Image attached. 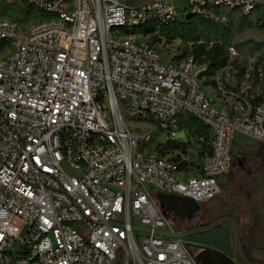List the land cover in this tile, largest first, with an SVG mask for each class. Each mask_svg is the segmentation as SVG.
<instances>
[{
	"label": "built area",
	"instance_id": "obj_1",
	"mask_svg": "<svg viewBox=\"0 0 264 264\" xmlns=\"http://www.w3.org/2000/svg\"><path fill=\"white\" fill-rule=\"evenodd\" d=\"M0 3L33 20L0 13V264H197L152 191L217 197L235 136L264 145V70L246 59L236 88L235 47L208 77L200 59L165 61L138 31L217 10L263 24L264 0ZM188 117L207 143L188 147ZM156 132L166 139L151 147Z\"/></svg>",
	"mask_w": 264,
	"mask_h": 264
},
{
	"label": "rangeland",
	"instance_id": "obj_2",
	"mask_svg": "<svg viewBox=\"0 0 264 264\" xmlns=\"http://www.w3.org/2000/svg\"><path fill=\"white\" fill-rule=\"evenodd\" d=\"M0 13L3 17L10 14L24 27L33 21L29 19L27 22L24 19L22 7L15 9L0 3ZM138 33L144 34V31L141 30ZM240 39L255 41L264 46V32L258 29L244 34ZM148 41L159 50L165 61L184 59L191 55V46L178 40L169 43L160 36H153ZM239 53L242 59L250 58L243 56V50ZM205 65L208 66V64ZM208 94L211 96L210 90ZM218 107H220L219 103ZM127 122L131 129L140 127L156 131L155 126L150 125L151 123L129 120ZM154 137L151 147H155L166 139L158 132L154 134ZM187 141L189 148L193 144L199 145V141L192 136H188ZM234 155L231 171L221 180L220 192L210 203L200 206L179 196L154 191H152V200L176 233L195 234L225 226L231 236L234 261L237 264H264V145L237 134ZM190 251L194 258L200 253L192 249ZM115 264L122 263L118 261Z\"/></svg>",
	"mask_w": 264,
	"mask_h": 264
},
{
	"label": "trees",
	"instance_id": "obj_3",
	"mask_svg": "<svg viewBox=\"0 0 264 264\" xmlns=\"http://www.w3.org/2000/svg\"><path fill=\"white\" fill-rule=\"evenodd\" d=\"M216 19H208L201 16H193L187 21L175 22L167 27L159 29V36L171 43L180 41L191 46V55L202 63L208 64V77H214L219 71L227 67L229 62V48L235 47L239 52L244 51L243 56L256 58L258 64L264 70V46L251 40H241L244 34L258 29L264 32V23L259 24L253 16L239 14L232 10H217ZM145 34L157 36L156 27L141 29ZM245 73V59L241 56L235 64L234 78L236 88L239 87ZM185 130L197 139L208 142L209 129L193 118H184L182 121ZM200 142V141H199ZM172 149H177L168 143ZM165 145L158 147L164 151ZM233 157H235L233 153Z\"/></svg>",
	"mask_w": 264,
	"mask_h": 264
},
{
	"label": "water",
	"instance_id": "obj_4",
	"mask_svg": "<svg viewBox=\"0 0 264 264\" xmlns=\"http://www.w3.org/2000/svg\"><path fill=\"white\" fill-rule=\"evenodd\" d=\"M188 245L204 248L194 258L197 264H237L231 247V238L228 229L221 226L209 233L190 235L179 234Z\"/></svg>",
	"mask_w": 264,
	"mask_h": 264
},
{
	"label": "flooded vegetation",
	"instance_id": "obj_5",
	"mask_svg": "<svg viewBox=\"0 0 264 264\" xmlns=\"http://www.w3.org/2000/svg\"><path fill=\"white\" fill-rule=\"evenodd\" d=\"M220 227H221V226H220ZM217 228H219V227H217ZM217 228H214V229H211V230H207V231L196 232L195 234H192V235L203 234V233H209V232H211V231H213V230H215V229H217ZM230 238H231V236H230ZM187 246H188L189 249H192V250H194V251H200V252H201V251L204 250V248L199 247V246H193V245H188V244H187Z\"/></svg>",
	"mask_w": 264,
	"mask_h": 264
},
{
	"label": "crops",
	"instance_id": "obj_6",
	"mask_svg": "<svg viewBox=\"0 0 264 264\" xmlns=\"http://www.w3.org/2000/svg\"><path fill=\"white\" fill-rule=\"evenodd\" d=\"M209 90L211 91V96H210V97H211V98H214V93H213L212 89H207V93H208ZM215 102H216V105H217V106H218V103H219V106H220L219 108H220L221 110H224V108L222 107L221 103H220L218 100L215 99Z\"/></svg>",
	"mask_w": 264,
	"mask_h": 264
}]
</instances>
